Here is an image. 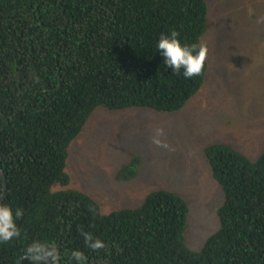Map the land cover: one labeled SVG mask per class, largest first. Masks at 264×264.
<instances>
[{
	"label": "trees",
	"instance_id": "16d2710c",
	"mask_svg": "<svg viewBox=\"0 0 264 264\" xmlns=\"http://www.w3.org/2000/svg\"><path fill=\"white\" fill-rule=\"evenodd\" d=\"M208 1L0 0L2 203L24 213L20 237L0 244V264H17L33 240L55 243L60 264L74 249L88 264H264V150L253 159L225 142L205 147L224 201L219 228L198 250L187 244L190 205L179 193L157 189L135 208L104 214L66 171L69 147L97 107L172 113L200 91L207 60L186 79L155 43L176 31L202 46ZM142 161L134 156L116 178H136ZM84 232L106 247L87 248Z\"/></svg>",
	"mask_w": 264,
	"mask_h": 264
},
{
	"label": "rangeland",
	"instance_id": "374dc122",
	"mask_svg": "<svg viewBox=\"0 0 264 264\" xmlns=\"http://www.w3.org/2000/svg\"><path fill=\"white\" fill-rule=\"evenodd\" d=\"M212 28L202 39L208 63L200 91L178 111L99 106L69 147L70 185L93 196L102 212L142 204L168 189L190 205L187 244L198 250L219 228L222 186L214 179L205 147L225 142L255 159L264 150V0H209ZM162 129L163 145L152 142ZM136 178H116L134 156Z\"/></svg>",
	"mask_w": 264,
	"mask_h": 264
},
{
	"label": "clouds",
	"instance_id": "9594fccd",
	"mask_svg": "<svg viewBox=\"0 0 264 264\" xmlns=\"http://www.w3.org/2000/svg\"><path fill=\"white\" fill-rule=\"evenodd\" d=\"M258 22H264V17ZM156 52L163 57V63L184 78H193L202 73L206 60V48L183 43L176 31L161 34L155 43ZM162 129H156L152 142L163 145L160 136ZM167 146V145H163ZM23 210L9 203H0V244H6L21 235L17 221L23 216ZM85 245L92 250L106 247L105 242L95 238L91 233H82ZM21 258H27L29 264H60L61 252L53 242L33 240L24 249ZM69 264H88V257L80 249H74L68 254Z\"/></svg>",
	"mask_w": 264,
	"mask_h": 264
},
{
	"label": "water",
	"instance_id": "95a60500",
	"mask_svg": "<svg viewBox=\"0 0 264 264\" xmlns=\"http://www.w3.org/2000/svg\"><path fill=\"white\" fill-rule=\"evenodd\" d=\"M1 160H2V153H1V150H0V173H1V176H2V179H3V192L1 194V197H0V203L3 202V199L5 198V195L7 193V189H8V183H7V179H6V175H5V172H4V169L2 167V164H1ZM25 258H19L18 261H17V264H21L23 262Z\"/></svg>",
	"mask_w": 264,
	"mask_h": 264
}]
</instances>
